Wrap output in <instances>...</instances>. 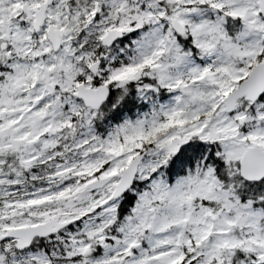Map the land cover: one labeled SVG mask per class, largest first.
<instances>
[{"label":"rangeland","instance_id":"obj_1","mask_svg":"<svg viewBox=\"0 0 264 264\" xmlns=\"http://www.w3.org/2000/svg\"><path fill=\"white\" fill-rule=\"evenodd\" d=\"M40 1L26 0V5L35 8ZM172 1L179 5L173 6L171 12L178 21L188 24L194 38L192 41L187 39L190 44L187 53L179 54L178 43L172 40L170 30L162 32L166 14L157 8L158 0H54L47 10L49 20L38 34L33 35L30 24L18 19L20 1L0 0V39L5 40L0 45H6L3 55L14 52L13 55L24 56L29 61L27 65L8 63L16 70L12 76L23 80L22 86L19 82L16 86L9 82L0 85V155L7 147L17 148L22 152V163L32 167L42 161H51L56 153L65 155V159L72 157L76 162L71 167L56 164L41 180L33 178L36 183L43 181V184L36 189H27L22 196L14 195V191L2 194L0 205L7 214L3 219L10 217V228H19L50 218H81L94 208L99 209L85 220L81 230L64 232L49 239L47 255L36 250L7 264H228L229 255L235 248L251 252V264H261L264 235L258 220L248 210L236 208L231 193L225 195L213 187L208 169L198 168L172 185L160 178L151 180V175L169 159V155L158 151V148L179 136L217 141L216 146L220 147L227 163L238 161L247 147L258 146L264 150V128L248 133L238 130L243 122L249 121L247 115L251 111L258 120L264 118V103L253 110L249 106H241L230 116L223 114L221 107L222 98L245 77L244 67L250 65L246 61L253 59L260 50L258 41L262 36L263 23L251 3L254 0ZM141 2L145 9L139 12L137 8ZM204 3L207 7L200 8L199 5ZM91 15L98 18L85 28V21ZM190 17L196 23L190 24ZM237 17L240 18L239 39L250 44L246 48L233 44V39L225 40L222 24L228 29L227 19L234 21ZM154 18L163 20L158 24ZM50 25L63 40L57 53L51 52L45 40ZM145 25L148 31H139L142 37L135 46V60L127 69L115 71L119 80L113 87L117 89L123 81L134 78L136 74L147 73L165 89L167 97L163 101L154 99L151 92H156L157 88L146 84L140 91L147 102V114L136 123L115 129L103 139L87 133L81 144L69 143L57 150L61 139L59 132L71 115L86 119L94 116L72 101H66L69 105L65 115L64 110L58 107V101L69 95L79 77L83 76V83H91V77L84 73V68L97 56L98 39L110 29L130 33ZM80 33L83 34L82 43L92 42V51L86 54H77L81 45L76 46L78 49L73 47L72 39ZM165 37L170 39V47L163 46ZM191 45L197 46L201 52L194 53ZM104 51L98 56L106 59L110 53ZM36 54L40 58L33 60ZM143 64L149 65L148 71L143 72ZM43 66L49 70L53 83L59 86L58 90H50L43 84ZM25 72L28 74L24 76ZM105 72L108 73L109 69L106 68ZM105 83L108 85L110 80ZM166 119L178 124L171 125L160 139H150L167 126ZM183 121L186 123H180ZM140 139L153 140L156 148L141 164L137 177L139 182L150 179L151 188L139 194L132 214L115 224L118 203L104 202L109 197L111 185L85 197H79L78 190H82L86 181L81 180L88 178L93 169L98 170L94 163H106L103 172H99L103 177H115L120 173L137 154L136 149L142 145ZM79 155L81 159L87 155L86 163L92 166H82L81 159L78 161L77 158ZM2 161L0 156V165ZM18 175L14 173L9 179L0 177V184L21 183ZM93 177L94 173L88 182L95 179ZM58 179L73 183L67 185L68 194L54 197L52 189ZM66 199H70L72 204L63 205ZM201 199L207 200L208 204L203 205ZM13 246L12 241L5 244L4 249L9 255L13 253ZM5 256L0 252V264L5 262Z\"/></svg>","mask_w":264,"mask_h":264},{"label":"trees","instance_id":"obj_2","mask_svg":"<svg viewBox=\"0 0 264 264\" xmlns=\"http://www.w3.org/2000/svg\"><path fill=\"white\" fill-rule=\"evenodd\" d=\"M134 85L135 84L131 81L128 85L125 84L123 90L114 91L108 102L99 111L98 115L92 120V122H90L89 128L96 134V136L100 137V133L105 134L109 129L118 127L122 120L135 121L140 117V114L144 110V105L139 104V99L135 94ZM166 123L167 127L165 130L170 126L168 122ZM259 125L264 126V120H262ZM165 130H158L155 133V137L163 135ZM241 131H246V129L241 128ZM140 141L142 142L143 149H147L149 140L147 142L144 139H140ZM216 153L217 151L213 146L209 149L205 142L200 143L195 141V143H191L188 147L184 148L179 155L170 158L166 162V165L162 166L158 172L164 180L168 179L170 183H173L176 179L185 177L196 165L200 164L206 156L205 167L211 170L218 185H221L223 188H228L233 181V178H229V175L235 172V168H231L229 165L225 164L224 157L216 156ZM4 159V164L0 165V172L3 174H9L10 176H13L14 173H18V177L21 176V181L24 184H19L17 186L0 184V196L20 187H23L22 192L25 193V187H27L28 184L31 186H28L27 189H32V186L38 184L29 176L32 169L24 168L23 164L20 163L17 152L6 150ZM234 180L237 182L239 178L235 177ZM233 187H235L234 194L238 197V205L240 207H249L253 211L264 212V181L256 184L237 182ZM137 194L138 190L136 189L134 193H130L124 197L117 213L119 219L123 216L131 215V209L137 203L135 202V198H138ZM203 203L206 204V202ZM0 212V215H7L4 214L5 210L1 205ZM261 225L264 227V219L261 222ZM245 254L244 251L235 249L231 256V264H249L248 258L245 257Z\"/></svg>","mask_w":264,"mask_h":264},{"label":"water","instance_id":"obj_3","mask_svg":"<svg viewBox=\"0 0 264 264\" xmlns=\"http://www.w3.org/2000/svg\"><path fill=\"white\" fill-rule=\"evenodd\" d=\"M260 12L264 19V0H258ZM52 3V0H46L37 10L34 11L33 16V29L37 32L43 25L46 19V9ZM28 18L29 11L24 7ZM88 21L87 24H89ZM173 29L176 32L182 33L183 29L178 22L172 24ZM122 38V33L116 30H110L106 35L100 39L102 46L110 47L115 41ZM47 40L52 45L54 51H57L60 46V37L57 31L49 28L47 33ZM98 69V63L92 65L89 70L95 75ZM49 80L48 72H45V82ZM264 92V61L257 64L254 69L250 72L249 76L240 83L239 87L234 89L229 93L224 100L223 112L231 113L237 101L245 98L247 101L255 103ZM109 90L106 87H98L96 90L85 88L84 86H79L77 88L74 96L82 100L85 107L92 110H97L99 107L107 100ZM187 145L184 139H174L169 144L164 145L162 149L167 150L171 154H177L182 147ZM144 158V154H140L134 158L130 164L124 169L120 174V182L116 185L113 198H118L122 196L133 184L134 178L137 173L138 166L141 160ZM240 175L243 179L248 182H258L264 179V151L260 150L258 147L248 148L244 151L240 160ZM110 179H105L102 181L91 183L86 187V190H95L97 188L103 187ZM70 223H58L56 220H50L45 224L36 225L33 227L19 228L11 230L6 236H0V241L5 238H15L17 239L16 249L23 250L27 248L35 237H47L54 235L62 228H65ZM264 263V258L262 259Z\"/></svg>","mask_w":264,"mask_h":264},{"label":"flooded vegetation","instance_id":"obj_4","mask_svg":"<svg viewBox=\"0 0 264 264\" xmlns=\"http://www.w3.org/2000/svg\"><path fill=\"white\" fill-rule=\"evenodd\" d=\"M56 88V86L54 85V87L53 88H51V89H55ZM57 89V88H56Z\"/></svg>","mask_w":264,"mask_h":264}]
</instances>
